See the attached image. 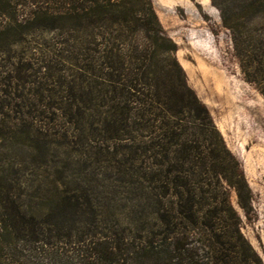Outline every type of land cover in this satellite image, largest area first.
<instances>
[{
	"label": "trees",
	"instance_id": "1",
	"mask_svg": "<svg viewBox=\"0 0 264 264\" xmlns=\"http://www.w3.org/2000/svg\"><path fill=\"white\" fill-rule=\"evenodd\" d=\"M57 2L60 7L55 12H50L48 4L35 13L65 21L66 26L60 28L67 36L91 28L89 35L95 39L68 43L64 53L96 85L98 102L93 108L73 105L30 110L22 104L12 108L11 100L8 108L16 113L15 128L27 124L45 129L52 124L56 137L78 132L82 137L85 131L79 123L91 112L89 118L106 131L97 142L99 149L110 152L121 145L127 153L124 165L129 166L131 205L124 207L128 215L122 221L115 215L123 210L114 191L101 203L94 187L56 189L53 214L33 220L30 233L15 237L18 261L40 264L21 254L30 250L40 254L45 264H263L242 236L240 218L221 181L236 192L246 214L252 199L250 188L208 111L187 102L179 111L166 110L169 119L160 112L168 104L154 92V82L145 70L158 52H173L176 46L166 36L152 1ZM245 7L248 13H263L264 0H249ZM1 15L5 14L0 10ZM11 30L1 31L0 36L15 34ZM241 55L246 79L264 95L260 87L264 82V33L257 54ZM15 73L16 69L9 71L11 81ZM0 93L14 95L2 88ZM103 211L108 217L103 218ZM17 249L21 252L16 253Z\"/></svg>",
	"mask_w": 264,
	"mask_h": 264
},
{
	"label": "rangeland",
	"instance_id": "2",
	"mask_svg": "<svg viewBox=\"0 0 264 264\" xmlns=\"http://www.w3.org/2000/svg\"><path fill=\"white\" fill-rule=\"evenodd\" d=\"M57 1L0 0L5 14L0 16V32L12 28L15 33L0 36V81L4 84L0 88L6 94L14 93L10 98L0 93V264L22 263L14 255L19 242L15 237L30 233L33 220L53 214L56 189L94 187L101 203L114 191L123 210L115 215L122 221L128 215L124 207L131 205L129 166L124 165L127 153L120 144L115 151L99 149L97 142L106 131L89 118L91 112L79 123L85 131L82 137L80 132L56 137L52 124L40 129L18 123L15 128L16 113L8 108L11 100L12 108L22 104L30 110L73 105L93 108L98 102L96 85L64 53L68 43L95 39L89 35L91 28L67 36L60 28L66 26L65 21L35 13L48 4L50 12H55L60 7ZM151 1L166 36L176 46L173 52H158L145 70L154 82V92L168 104L160 112L169 119L166 110L179 111L187 102L208 111L250 188L247 214L236 192L225 181L221 185L240 218L242 236L264 264V95L246 79L240 65L241 54L259 50L264 12L248 13L249 0ZM15 69L11 81L9 71ZM260 87L264 88V82ZM108 215L103 211V218ZM21 254L45 264L40 254L30 250Z\"/></svg>",
	"mask_w": 264,
	"mask_h": 264
}]
</instances>
